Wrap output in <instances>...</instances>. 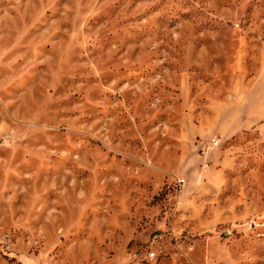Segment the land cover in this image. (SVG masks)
I'll return each instance as SVG.
<instances>
[{
    "label": "rangeland",
    "instance_id": "obj_1",
    "mask_svg": "<svg viewBox=\"0 0 264 264\" xmlns=\"http://www.w3.org/2000/svg\"><path fill=\"white\" fill-rule=\"evenodd\" d=\"M260 79L264 0H0V264H264V114L192 202L180 145Z\"/></svg>",
    "mask_w": 264,
    "mask_h": 264
},
{
    "label": "crops",
    "instance_id": "obj_2",
    "mask_svg": "<svg viewBox=\"0 0 264 264\" xmlns=\"http://www.w3.org/2000/svg\"><path fill=\"white\" fill-rule=\"evenodd\" d=\"M248 114V118L240 114ZM204 120L190 123L185 119L181 131L182 171L188 176L187 199L189 202L205 191L218 192L224 184L226 171L232 166V159L219 146L227 134L234 135L243 129L261 122L264 114V81L251 82L245 91H235L226 102L210 103L203 111ZM233 114L234 123L216 124L215 119ZM253 115V116H251ZM219 140L213 147L211 141Z\"/></svg>",
    "mask_w": 264,
    "mask_h": 264
},
{
    "label": "built area",
    "instance_id": "obj_3",
    "mask_svg": "<svg viewBox=\"0 0 264 264\" xmlns=\"http://www.w3.org/2000/svg\"><path fill=\"white\" fill-rule=\"evenodd\" d=\"M211 145L213 147H217L219 145V140L218 139H213L211 141ZM177 184H178V186L182 187L183 184H184V180L183 179H178ZM148 257H149V259L154 260V259L157 258V253L155 251H151V252L148 253Z\"/></svg>",
    "mask_w": 264,
    "mask_h": 264
}]
</instances>
